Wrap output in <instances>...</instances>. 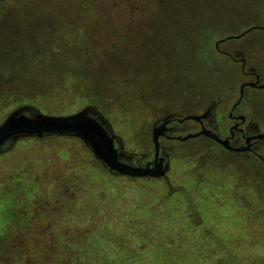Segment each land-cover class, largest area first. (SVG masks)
Masks as SVG:
<instances>
[{
  "label": "rangeland",
  "instance_id": "rangeland-1",
  "mask_svg": "<svg viewBox=\"0 0 264 264\" xmlns=\"http://www.w3.org/2000/svg\"><path fill=\"white\" fill-rule=\"evenodd\" d=\"M255 24L264 0H0V63L17 73L0 75V124L24 105L60 116L95 103L135 162L165 113L229 89L234 99L241 73L216 63L215 44ZM234 44L259 54L264 30L221 48ZM30 67L62 76L45 90ZM256 102L264 111V88L247 89L240 109ZM163 142L171 169L154 179L110 175L78 137L17 140L0 153V259L18 232L20 246L33 244L28 233L56 237L74 262L264 264V166L210 139Z\"/></svg>",
  "mask_w": 264,
  "mask_h": 264
},
{
  "label": "flooded vegetation",
  "instance_id": "flooded-vegetation-1",
  "mask_svg": "<svg viewBox=\"0 0 264 264\" xmlns=\"http://www.w3.org/2000/svg\"><path fill=\"white\" fill-rule=\"evenodd\" d=\"M253 30H264V25L255 24L252 26L251 30L243 36L238 38L236 37L237 35H234L227 37L226 40L242 39ZM226 40H219V44H217L218 42L215 44L216 51L220 55L218 59H216V63L222 64L224 62L230 64V62H232L237 65L241 73L240 76L242 77V82L240 81L238 85V93L236 94L234 99L230 101L231 96L229 92L232 89H229L228 93L225 94L219 92V94H216L200 109L192 111V113L167 112L154 121L153 128L155 126H160V124H163L165 122L164 119L168 117L169 122L166 124V126L169 130H167L166 135L160 137V155L165 156L166 162H169L168 172L171 169V153L166 148L163 140L170 142L177 141L183 144L190 139H210L218 144L222 148V150L231 154L251 156L253 159L258 160L264 166V111H259V102L255 103V107L250 113H245L240 109L244 99L246 98L247 89L252 88L254 90H261L264 88L260 87V85L264 83V51L259 54L250 51V55H248L247 53L240 50V44L231 45L229 46L230 49H222V42ZM222 57L225 60H223ZM216 66L218 67V65ZM255 81L257 83L255 86H244L243 96H241L242 85ZM189 115H205V117L202 120H184V118ZM203 128L212 130L222 139H228V145L232 149L226 148L224 145H222L212 137L204 134L189 138L187 140L178 139V137H184L190 133H197ZM123 154L124 160L126 162L136 165L148 166L151 164L155 157L154 144L153 150L150 153H143L135 162L133 161L134 154H130L125 151L123 152ZM162 178H167V175Z\"/></svg>",
  "mask_w": 264,
  "mask_h": 264
},
{
  "label": "water",
  "instance_id": "water-1",
  "mask_svg": "<svg viewBox=\"0 0 264 264\" xmlns=\"http://www.w3.org/2000/svg\"><path fill=\"white\" fill-rule=\"evenodd\" d=\"M250 30L236 37L239 38ZM256 84L255 81L242 85L241 96H243L245 85L255 86ZM260 87H264V83ZM204 117L205 115H189L184 120H202ZM164 120L163 124L153 128L152 142L155 148V157L148 166L131 164L124 160L122 138L114 132V128L108 119L93 105H88L75 113L60 116L43 114L30 105L20 106L14 109L0 124V150L7 143L16 142L24 137L76 136L82 139L92 150L94 156L114 174L131 178H162L167 175L166 172L169 170V162H166L165 156L160 155V137L166 135L167 130H169L166 126L169 122L168 117ZM202 134L212 137L226 148L232 149L228 145V139H222L212 130L205 128L197 133L178 137V139L187 140Z\"/></svg>",
  "mask_w": 264,
  "mask_h": 264
},
{
  "label": "trees",
  "instance_id": "trees-1",
  "mask_svg": "<svg viewBox=\"0 0 264 264\" xmlns=\"http://www.w3.org/2000/svg\"><path fill=\"white\" fill-rule=\"evenodd\" d=\"M46 54H48V53H46ZM17 55H16L17 57L21 56L24 58L25 61L30 63L29 66L34 64V58H35L34 55L31 56L30 54H27L23 51H18ZM11 56L12 55L10 54L8 58L11 59L12 58ZM65 57H66L65 55L60 56L57 66H59V67L64 66L63 60L65 59ZM67 59L70 60V58L68 56L66 57V60ZM16 62H18L17 59H16V61L13 60V63H16ZM0 67H1V63H0ZM4 67H6V66H4ZM14 67L18 68V66L16 64L14 65ZM6 68L8 71L4 70L3 67L0 68V75L5 74L8 76V78H10V76H16L17 73H15L13 71V69H14L13 66L12 67L9 66ZM29 70L31 71L30 74H32V75L27 74L30 77L29 80L34 76H35V78L39 77V84L37 83V85L43 87L45 90H50L49 88H53L54 86L48 84V87H47V83H46V87H44L41 85L42 80L48 81L49 79L58 78V77L62 76L58 73V68L56 69L57 71L52 69V70H50L44 74L38 73L37 71L35 72V69H33L31 67L29 68ZM17 72L20 73L19 69ZM27 75H25V76H27ZM43 78H45V79H43ZM31 81L33 83H36V81H34L33 79H31ZM91 105L96 106L97 109L100 111V109L98 108V106L95 103H93ZM51 136H70V135H46L44 137H41L40 139H43L46 137H51ZM31 137H33V136H31ZM34 137H37V136H34ZM74 137H76V136H74ZM37 138H39V137H37ZM14 143L15 142L7 143L0 150V153L6 151V149L8 147H11ZM87 148L92 152V150L88 146H87ZM95 159L100 163V165L102 167H104L108 170L110 175L116 176V177H122V175H118V174H114V173L110 172L109 169L107 167H105L101 161H99L96 157H95ZM28 234H26L28 237L27 240H32L33 244L32 243H30V244L26 243L24 246H20L21 241H20V238L17 237L18 232H16L14 237H13V240L11 242V245L9 246L7 252L4 254L3 259H0V264H92V263H85V262H82L79 260H78V262H74L72 255L69 254V252H71V248L67 249V247H66L65 249H63V247L62 248L57 247L56 242L58 240L56 239V237H53V239L51 240V241H53V240L55 241V243L52 245L50 243L51 241H49L46 244L45 241L43 240V238L35 237V236L29 237ZM49 244H51V246H49ZM59 249L62 250L63 252L62 251L59 252L60 251Z\"/></svg>",
  "mask_w": 264,
  "mask_h": 264
}]
</instances>
